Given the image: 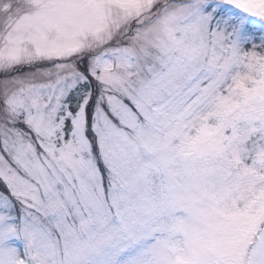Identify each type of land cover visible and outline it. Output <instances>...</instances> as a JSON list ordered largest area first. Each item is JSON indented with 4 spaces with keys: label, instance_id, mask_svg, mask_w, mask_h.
Wrapping results in <instances>:
<instances>
[{
    "label": "snow or ice",
    "instance_id": "6c2138e0",
    "mask_svg": "<svg viewBox=\"0 0 264 264\" xmlns=\"http://www.w3.org/2000/svg\"><path fill=\"white\" fill-rule=\"evenodd\" d=\"M0 264H264V0H0Z\"/></svg>",
    "mask_w": 264,
    "mask_h": 264
}]
</instances>
